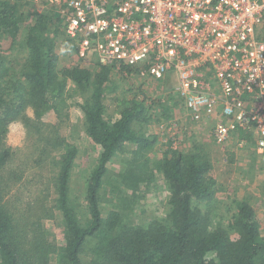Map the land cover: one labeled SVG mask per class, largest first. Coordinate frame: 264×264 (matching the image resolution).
Wrapping results in <instances>:
<instances>
[{"label":"trees","instance_id":"trees-1","mask_svg":"<svg viewBox=\"0 0 264 264\" xmlns=\"http://www.w3.org/2000/svg\"><path fill=\"white\" fill-rule=\"evenodd\" d=\"M18 8L9 0H0V37L12 34V42L20 20ZM51 26L50 18L39 15L29 28L18 77L9 68L11 61L6 63L0 56V264H264V236L249 200L237 202L236 213L226 225L215 224L201 209L211 203L217 189L210 175L212 164L200 148L188 153L171 148L162 158L150 159L148 153L157 137L146 138L141 123H149L152 115L147 112L154 103L147 106L134 96L120 102L116 119L106 117L104 98L112 71L131 75L133 70L124 65L98 66L93 71L79 64L60 67L54 43L59 31ZM69 85L74 95L81 94V103L76 104L85 134L101 149L87 178L83 218L69 193L77 149L42 134L41 121L53 115L68 118ZM14 121L24 125L27 142L38 140L39 160H51L57 169L54 206L43 209L41 218L34 219L31 211L22 213L9 200L15 188L8 183L10 177H16L11 165L17 149L7 146L6 137ZM237 134L241 140H252L244 131ZM130 144L135 148L128 153ZM55 152L59 154L53 156ZM117 154H130L128 169L118 175L126 189L148 187L157 175L163 178L169 193L163 220L131 225L118 212L102 214L100 194L108 166ZM56 212L61 216L62 231L55 242L43 229L42 220L54 219ZM16 214L23 216L17 219ZM25 214L29 218L24 219Z\"/></svg>","mask_w":264,"mask_h":264},{"label":"built area","instance_id":"built-area-1","mask_svg":"<svg viewBox=\"0 0 264 264\" xmlns=\"http://www.w3.org/2000/svg\"><path fill=\"white\" fill-rule=\"evenodd\" d=\"M9 1L48 11L80 62L154 81L175 72L191 123L215 121L220 145L252 134L264 151V0Z\"/></svg>","mask_w":264,"mask_h":264},{"label":"rangeland","instance_id":"rangeland-1","mask_svg":"<svg viewBox=\"0 0 264 264\" xmlns=\"http://www.w3.org/2000/svg\"><path fill=\"white\" fill-rule=\"evenodd\" d=\"M20 7L21 9L18 10L20 20L15 40L13 39L12 42V34L0 37V56L5 57L6 63L11 61L9 68L15 77L20 75L26 57L25 40L29 28L39 15L50 18L47 10L44 12L41 8L28 9V6L23 5ZM56 27L59 34L54 38V43L60 67L79 64L92 71L99 68L94 61H78L74 46L68 41L62 29ZM112 74L109 82L110 90H106L104 98L107 118L116 119L120 102L134 96L144 100L147 106L151 103L155 105L154 107L152 105L147 112L152 115L149 123L146 125L141 123V131L146 138L157 137L153 149L148 153L152 161L162 158L171 148L184 153L200 148V151L208 156L212 164L210 175L215 180L217 190L211 203L201 205V209L210 214L215 224L226 225L236 213L237 202L246 199L255 209L256 220H264V151L258 150L252 136L251 141H245L239 139L238 134L235 133L229 142L220 145L211 137L215 121L191 123L185 107L173 96L177 86V76L173 71L168 72L160 81L148 77L140 78L134 70L131 75L117 70L112 71ZM72 88V85H69L72 98L68 101L70 106L68 118L56 119L53 115L49 119L45 117L46 120L41 121V124H43L44 137L53 138L60 143L64 141L63 146L69 144L77 149L69 180V193L72 199H76L74 201L78 208L76 211L83 218L87 178L100 156L101 149L85 134L83 115L76 104L81 103V94L74 95ZM27 114L33 117L32 110H28ZM26 137V129L20 121L10 123L6 143L7 146L17 149V152L11 165L15 169L13 173L16 177H10L11 181L8 183L15 188H12L9 200L12 206L22 213L31 211L36 219L42 217L43 209L47 210L54 206L56 195L53 179L57 169L50 164L51 160H39L38 140L31 144L29 140L27 142ZM241 141H245V144L241 145ZM134 148V145H128V153ZM56 154L59 153L55 152L52 155ZM129 157L130 154H117L108 166L109 172L105 176V184L100 194L99 205L102 214L107 216L111 211L118 212L124 222L131 225H146L152 220H163L168 213L169 198L163 178L157 175L155 182L148 187L126 189L118 175L128 169L126 165ZM31 212L29 213L32 214ZM22 216L23 214H16L17 219ZM27 218L29 215L25 214L24 219ZM60 221L61 216L58 212L54 219L42 220L43 229L49 231L50 240L52 238L55 242L58 241L62 231ZM92 245L93 241L86 247L85 254H90L89 248Z\"/></svg>","mask_w":264,"mask_h":264},{"label":"crops","instance_id":"crops-1","mask_svg":"<svg viewBox=\"0 0 264 264\" xmlns=\"http://www.w3.org/2000/svg\"><path fill=\"white\" fill-rule=\"evenodd\" d=\"M253 210H254V213H255V209L253 207V205H251ZM255 216L257 217L256 213H255ZM258 219V218H257ZM259 226H260V231H261V234L264 236V220H257Z\"/></svg>","mask_w":264,"mask_h":264}]
</instances>
